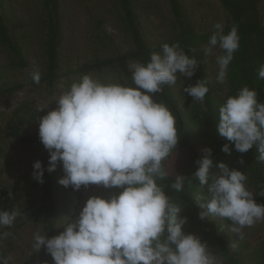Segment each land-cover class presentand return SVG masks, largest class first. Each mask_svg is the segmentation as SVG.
I'll return each mask as SVG.
<instances>
[{
    "label": "clouds",
    "instance_id": "clouds-1",
    "mask_svg": "<svg viewBox=\"0 0 264 264\" xmlns=\"http://www.w3.org/2000/svg\"><path fill=\"white\" fill-rule=\"evenodd\" d=\"M213 27L204 52L212 55L214 49L221 50L215 57L216 79L223 84L240 37L236 26L227 34L222 23ZM198 67L197 58L189 56L180 42L164 43L147 63L129 65L134 86L104 83L85 74L52 97L56 108L39 119V139L50 153L46 170L53 172L62 165L64 175L58 183L73 190L96 185L119 191L88 198L58 235L49 238L36 231L33 254L45 249L54 264H219L205 242L185 232L187 217L180 216L182 208L158 183L169 176L164 162L179 140L173 112L154 94L163 93L165 85L175 86L178 76L193 77ZM29 75L32 82L40 83L39 71ZM257 75L264 80V64ZM184 92L203 103L209 92L207 81L200 79ZM218 134L228 142L222 147L224 153L231 154L233 144L242 154L255 148L256 161L264 163V102L254 88L244 85L224 98L218 107ZM202 151L194 173L201 186L207 185V194L195 198L205 209L200 219L230 220V232L243 240L244 229L264 221V204L257 203L247 188V176L223 162L218 164L221 173L209 184L212 149ZM44 173L43 163L36 161L33 179L44 183ZM185 180L176 175L171 189L183 192ZM21 214L19 208L0 209V244L12 235L2 230L11 228ZM9 259L0 253V264H9Z\"/></svg>",
    "mask_w": 264,
    "mask_h": 264
},
{
    "label": "rangeland",
    "instance_id": "rangeland-1",
    "mask_svg": "<svg viewBox=\"0 0 264 264\" xmlns=\"http://www.w3.org/2000/svg\"><path fill=\"white\" fill-rule=\"evenodd\" d=\"M186 9L187 16L194 30L201 35L212 34L216 23H222L225 28L231 19L219 0H180ZM133 10L138 18L143 39L151 46H160L175 39L177 29L168 0H131ZM42 0H0V23L5 26L8 36L18 47L27 64L26 67L14 65L17 60L0 44V185L4 192L5 205L12 209L19 208L21 215L17 217L11 228L2 231L12 235L0 244V253L10 258L9 264H39L42 250L32 252L33 234L39 231L43 234L42 224L33 219L34 213L42 205L41 183L33 179V165L42 161L48 154L45 148H35L32 145L18 142L5 133L8 124L17 116L29 120L30 114L35 116L26 125L29 133L38 135L39 119L48 111L56 108L53 96L70 87L84 74L78 70L84 65L104 60L117 55L129 54L133 43L121 15L117 0H60L62 18V36L60 47L59 79L53 84L36 85L30 78V73L39 71L41 78L46 73L47 58L44 53L46 25L42 10ZM261 22L264 25V2L259 5ZM206 42L203 46H207ZM219 48L212 55L204 52L205 68L211 84L216 92L225 98L227 95V79L223 84L217 82L218 65L215 57L220 55ZM134 62L131 61L130 64ZM89 75L104 83H123V78L114 70L91 72ZM174 90L183 112L189 113V106L183 93L181 76H178ZM53 102V103H52ZM44 108L39 112L38 109ZM206 144L198 138L197 150L202 151ZM57 169L63 176L62 165ZM218 175V174H217ZM212 175V179L217 176ZM61 176V177H62ZM247 188L258 193L248 181ZM63 196L57 206V235L69 218L78 216L88 198L93 195L104 196L105 188L101 186L72 187L61 185ZM207 194V189H199L197 195ZM198 210L192 207L180 212L181 217H187L184 226L186 233L198 236L217 254L219 264L223 257L215 238L221 235L227 239L235 255H241L244 264H260L264 254V221L244 229V239L230 232V220H217L206 217L200 221V213L205 211L196 200ZM199 221L198 227L195 223ZM235 244V247H233ZM240 253V254H238ZM33 254V255H32Z\"/></svg>",
    "mask_w": 264,
    "mask_h": 264
},
{
    "label": "trees",
    "instance_id": "trees-1",
    "mask_svg": "<svg viewBox=\"0 0 264 264\" xmlns=\"http://www.w3.org/2000/svg\"><path fill=\"white\" fill-rule=\"evenodd\" d=\"M120 5L122 19L130 33L133 50L129 54L117 55L104 60H96L94 63L84 65L78 72L89 74L91 72H102L106 69L114 70L124 80L126 85H132V73L129 70L131 61L147 63L153 52H161V45L151 47L143 39L139 27L138 18L133 10L131 0H117ZM177 34L175 39L169 44L180 42L181 47L189 56H195L198 60L199 67L195 75L191 78L181 76L183 93L186 98V104L189 106V113L183 112L180 102L171 86L165 85L163 93L154 94L158 102L165 103L173 112L176 118V127L179 143L173 154L164 162V169L169 173L167 179L158 183L164 186L169 198L176 203L182 210L192 207L198 210L196 204V194L199 189H207V185L201 186L198 179L194 178V173L199 165L197 161L204 154L203 151L197 150L198 138L206 144L205 148L212 149L214 165L209 173V184L212 182V175L220 174L221 169L218 167L220 162L225 163L229 168L240 169L246 176L247 181L258 193L256 202L264 204V163L256 161L257 152L253 148L247 153H239L235 150L234 144L231 145V154L222 151L224 144L228 143L218 134V107L223 103L222 98L214 86L211 84L204 62L203 46L208 42L209 35H201L194 30L190 22L186 9L180 0H168ZM224 10L230 16V23L225 28L227 34L233 26L238 29L240 37L239 50L234 54V59L229 65L227 71V96L237 94L238 89L247 85L254 88L258 93V100L264 102V80H259L257 71L264 64V25L261 22L259 14V5L264 0H219ZM42 10L46 25V39L44 42V53L47 58L46 73L41 78L39 84L53 85L60 77V47L62 36V18L60 9V0H42ZM0 44L6 48L14 57V65L26 67L21 50L16 47L12 39L8 36L4 25L0 23ZM195 49V52L191 50ZM205 79L209 92L206 94L203 103L194 100L190 95L184 92L188 85H195L200 80ZM36 84V83H35ZM36 84V85H39ZM225 97V98H226ZM29 120L23 116H17L8 124L5 133L8 137L20 141L24 144L32 145L35 148H44L37 135L29 133L26 125L32 121L35 116L30 114ZM50 153L42 159L45 167L44 183L41 184V201L42 205L34 213L33 219L42 224L43 234L49 238L57 235V206L63 196L61 185L58 180L61 173L56 168L53 172L46 169L49 165ZM244 163L241 164L240 161ZM176 175L186 177L184 191L177 193L171 189L170 185L174 182ZM118 189H106L104 197L111 195ZM4 192L0 185V209L11 211L10 206L5 205ZM204 220V219H203ZM202 221V219H200ZM199 221L195 223L198 227ZM223 257V264H244L242 256L233 252L226 238L219 235L215 238ZM240 254V253H238ZM39 264H54L50 254L42 249V255ZM264 264V254L261 256V263Z\"/></svg>",
    "mask_w": 264,
    "mask_h": 264
}]
</instances>
